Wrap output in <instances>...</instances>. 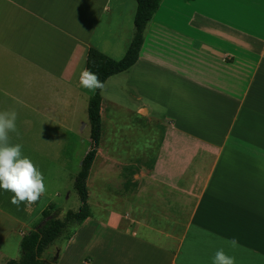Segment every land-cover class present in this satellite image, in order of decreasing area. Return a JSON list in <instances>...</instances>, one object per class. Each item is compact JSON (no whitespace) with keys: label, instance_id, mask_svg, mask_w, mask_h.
I'll return each mask as SVG.
<instances>
[{"label":"crops","instance_id":"obj_1","mask_svg":"<svg viewBox=\"0 0 264 264\" xmlns=\"http://www.w3.org/2000/svg\"><path fill=\"white\" fill-rule=\"evenodd\" d=\"M135 10V0H0V111L17 112L11 142L65 200L61 154L93 93L79 84L87 50L121 58ZM103 84L90 214L67 224L51 264H212L219 248L264 264V0H161L135 63ZM51 193L17 207L0 189V264L19 257Z\"/></svg>","mask_w":264,"mask_h":264},{"label":"trees","instance_id":"obj_2","mask_svg":"<svg viewBox=\"0 0 264 264\" xmlns=\"http://www.w3.org/2000/svg\"><path fill=\"white\" fill-rule=\"evenodd\" d=\"M135 2L136 10L133 18L134 35L124 55L120 59H113L93 46H90L87 50L86 69L96 73L103 83L108 76L124 71L135 63L143 42V29L157 11L161 0H135ZM100 103V89H97L95 93L90 95L87 103L90 146L81 160L80 169L75 175L73 182L74 190L81 201L80 207L76 211L68 209L65 212L64 218L61 219L58 217V206L50 202L41 211L40 219L33 225V228L22 235L19 257L11 258L4 264L55 263L58 256L56 255L48 260L43 256L45 250L62 233L67 224L73 222L78 224L89 216L90 209L87 203L88 188L86 179L96 157L100 140Z\"/></svg>","mask_w":264,"mask_h":264},{"label":"clouds","instance_id":"obj_3","mask_svg":"<svg viewBox=\"0 0 264 264\" xmlns=\"http://www.w3.org/2000/svg\"><path fill=\"white\" fill-rule=\"evenodd\" d=\"M79 84L93 93L104 88L99 76L88 69L81 71ZM17 118L15 110L0 111V189L11 192L10 202L19 207L21 203H36L46 192V185L42 172L29 157L22 154V145L11 142L10 133H15L17 137L20 135ZM225 243L234 248L238 242L232 238ZM212 264H235V258L219 248L212 257Z\"/></svg>","mask_w":264,"mask_h":264},{"label":"rangeland","instance_id":"obj_4","mask_svg":"<svg viewBox=\"0 0 264 264\" xmlns=\"http://www.w3.org/2000/svg\"><path fill=\"white\" fill-rule=\"evenodd\" d=\"M78 109H80V107H78ZM75 118L77 119V122L75 124H70V125H71V127H73L75 129L76 137L70 139L71 144H70L69 151H68L69 153H67V155H65L63 153L61 154V159L65 160L66 164L63 165V166H65V168L61 170L60 174L62 175V178L64 180L68 181V184L65 187V189L67 191L69 190V192L71 193L69 199L68 200L64 199L65 195H66V192H65V194L63 193V191H65L64 189H60L59 195L55 196L54 192H53L54 186L49 185V184H45L46 189L48 188L50 191H52V193H51L53 195L52 196V203H55L58 206V208H59L58 217L61 219L64 218L65 212L68 209H72V210L76 211L81 205V201H80L76 191L74 190L72 181L69 180L70 179L69 177L72 175H75L79 171L81 160L83 157L81 155L90 146V142H89L90 128H89V123H88V118H87L86 106H85V108H82L79 111H77ZM122 118H124L123 115H118L117 119L119 120ZM114 125H115L114 131H116V132L121 131L123 129L122 127H124V128L126 127L128 129V126H127V124H125V122H122V123L118 122L117 124H114ZM147 125H150L152 127H155L157 130H160L159 124H157V123L152 122L150 124L148 123ZM108 129L110 130L111 128H108ZM128 130H130V129H128ZM131 131H133V130H131ZM100 170L101 169H100V156H99L97 158V160H95V164L93 166V173L96 176V179L98 181V185H97L98 187L100 186V179H99L101 177ZM56 173H58V171L51 173V175H54ZM112 173L116 174V172H112ZM45 182H47V181H45ZM113 189L117 190L116 188H113ZM89 203H90L92 209L94 210L95 209V201L93 200L92 196L90 197ZM63 231L45 250V252L43 254L44 258H46V259L53 258L54 253H55L54 252L55 247L58 246L59 243L63 239V233H64Z\"/></svg>","mask_w":264,"mask_h":264}]
</instances>
